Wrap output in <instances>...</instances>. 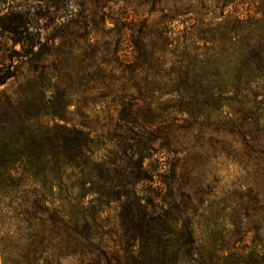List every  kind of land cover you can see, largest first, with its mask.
<instances>
[{
	"label": "rangeland",
	"instance_id": "1",
	"mask_svg": "<svg viewBox=\"0 0 264 264\" xmlns=\"http://www.w3.org/2000/svg\"><path fill=\"white\" fill-rule=\"evenodd\" d=\"M190 1L188 8L200 13L171 15L175 31L195 32L189 27L197 21L220 23L222 28L228 27L234 33L224 40L229 53L241 40L248 44L252 54L258 50L264 52L262 1L235 0L219 8L215 7L218 4L214 0H200V4ZM143 2L0 0V75H4L0 81V105H3L0 115L6 114L11 100L30 103L32 113L59 111V101L66 89L64 100L72 104L68 118L89 126L95 139L94 157L115 173L128 165L117 161L118 145L123 142L122 137L129 136L128 130L119 128L123 115L120 102L141 98L134 101L138 105L133 111L138 121L133 132L137 144L158 130L172 139L175 153L168 154L170 159H160L161 154L146 158L144 166L150 179L137 182L134 193L145 199L155 197L150 210L158 215L170 211L179 219V226L190 223L197 230L199 245L178 264H264V90L261 87L264 80L258 81L257 103L243 105L244 114L240 108L232 110V104L227 107L219 99L198 97L184 103L187 113L180 115L174 124L161 119L154 120L153 125L144 123L152 119L146 87L149 73L140 75L133 63L141 27L134 22L133 18L137 17L134 10L140 20L154 26L165 17L162 7H173L166 0L161 7ZM140 3L143 5L137 7ZM95 15L97 20L93 21ZM8 26L20 33L13 34ZM126 26L132 29L123 30ZM99 68L105 72L99 77L90 74L93 79L72 73L80 69L99 72ZM8 72L14 76L6 79ZM208 73V78H215L211 70ZM238 112H241L240 118L252 113L263 117L261 138L253 148L247 146L244 135L248 132V123L240 129V122H234ZM164 160L168 166L160 169ZM5 204V197H1L0 260L6 244V264H39L35 259L28 261L19 257L23 248L13 242L16 234H8L16 227L8 225ZM122 211L116 213L114 206L105 217L109 223L117 222L116 217ZM112 229L115 242H108V251L115 257L111 254L100 258L85 254L63 257L67 251L56 250L50 264H134L129 259L127 245L118 239L123 232L119 227Z\"/></svg>",
	"mask_w": 264,
	"mask_h": 264
},
{
	"label": "trees",
	"instance_id": "2",
	"mask_svg": "<svg viewBox=\"0 0 264 264\" xmlns=\"http://www.w3.org/2000/svg\"><path fill=\"white\" fill-rule=\"evenodd\" d=\"M162 1L144 0L143 4L161 7ZM214 1L219 8L235 0ZM259 1L264 4V0ZM166 2L173 8L164 5L161 12L166 13L165 17L154 26L140 20L139 13L134 10L137 13L134 22L141 27L133 63L140 75L149 73L146 87L150 93L152 119L144 123L153 125L161 119L174 124L180 115L187 113L184 103L198 97L219 99L227 107L232 104V110L240 108L244 114L243 105L257 103L258 81L264 80V52L258 50L252 54L248 44L241 40L229 53L224 40L234 33L228 27L222 28L220 23L197 21L189 27L195 32L175 31L171 15L200 12L188 8L190 0ZM193 2L200 4L202 1ZM96 18L95 15L93 21ZM161 26L164 28L159 30ZM204 26L209 29L205 30ZM131 29L126 26L123 30ZM8 31L20 33L12 26H8ZM104 70L80 69L72 73L93 79L90 74L99 77ZM209 70L214 79L207 77ZM9 72L6 79L14 76ZM3 77L0 75L1 82ZM261 87L264 90V86ZM139 90L143 89L139 87ZM63 92L59 111L48 109L40 114L32 113L30 103L11 100L6 114L0 115V192L3 191L0 199L5 197L6 200L8 225L16 227L8 234H16L13 242L23 248L19 257L28 261L35 259L39 264H50L56 250L61 253L66 250L63 257L77 254L91 258L108 257L109 254L115 257L108 251V242H115L112 241L115 235L112 228L119 227L123 234L118 239L127 245L129 259H133L134 264L180 263L185 254L199 245L197 230L190 223L179 226V219L170 211L158 215L150 210L155 197L145 199L134 193L137 182L150 179L145 159H153L157 154L163 156L160 159H170L168 154L175 153L172 139L157 130L137 144L133 132L138 121L133 111L138 105L134 101L141 98L121 100L123 115L119 128L128 130L129 136L122 137L124 140L118 145L117 161L128 165L123 171L111 173L94 157L95 139L89 126L68 118L72 104L64 100L66 89ZM2 108L0 105V110ZM240 115L238 112L234 122H240V129L248 123V132L244 135L247 146L253 148L261 138L263 117H255L253 113L242 118ZM166 161L160 169L168 166ZM74 180L78 182L72 183ZM114 206L116 213L123 211L116 217L117 222L109 223L105 216ZM0 264H6V244Z\"/></svg>",
	"mask_w": 264,
	"mask_h": 264
}]
</instances>
